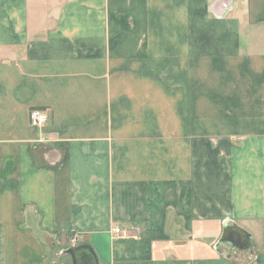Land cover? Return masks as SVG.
<instances>
[{
    "label": "crops",
    "instance_id": "1",
    "mask_svg": "<svg viewBox=\"0 0 264 264\" xmlns=\"http://www.w3.org/2000/svg\"><path fill=\"white\" fill-rule=\"evenodd\" d=\"M84 242L264 264V0H0V264Z\"/></svg>",
    "mask_w": 264,
    "mask_h": 264
},
{
    "label": "water",
    "instance_id": "2",
    "mask_svg": "<svg viewBox=\"0 0 264 264\" xmlns=\"http://www.w3.org/2000/svg\"><path fill=\"white\" fill-rule=\"evenodd\" d=\"M219 243L252 248L251 234L236 223L225 225ZM64 252L70 256L72 264H99L98 256L88 242L65 248Z\"/></svg>",
    "mask_w": 264,
    "mask_h": 264
},
{
    "label": "built area",
    "instance_id": "3",
    "mask_svg": "<svg viewBox=\"0 0 264 264\" xmlns=\"http://www.w3.org/2000/svg\"><path fill=\"white\" fill-rule=\"evenodd\" d=\"M30 123L34 126H42L48 120V114L40 108H33L29 114ZM116 232L120 233L121 229L116 228Z\"/></svg>",
    "mask_w": 264,
    "mask_h": 264
},
{
    "label": "rangeland",
    "instance_id": "4",
    "mask_svg": "<svg viewBox=\"0 0 264 264\" xmlns=\"http://www.w3.org/2000/svg\"><path fill=\"white\" fill-rule=\"evenodd\" d=\"M32 109H33V108H32ZM32 109H31V110H32ZM31 110H30V111H31ZM42 110H43V109H42ZM29 114H30V112H29ZM29 120H30V118H29ZM260 239H261V238H260ZM70 243H71V242H70ZM70 243H69V244H70ZM66 245H68V244H66ZM58 250H59V249H58ZM67 256H68V255H67Z\"/></svg>",
    "mask_w": 264,
    "mask_h": 264
}]
</instances>
